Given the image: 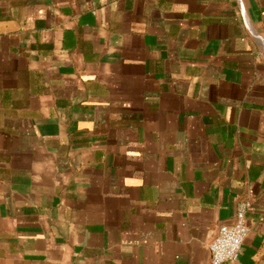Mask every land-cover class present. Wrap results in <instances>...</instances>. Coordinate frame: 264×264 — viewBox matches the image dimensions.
Here are the masks:
<instances>
[{
    "label": "crops",
    "instance_id": "1",
    "mask_svg": "<svg viewBox=\"0 0 264 264\" xmlns=\"http://www.w3.org/2000/svg\"><path fill=\"white\" fill-rule=\"evenodd\" d=\"M240 2V3H239ZM264 0H0V264H264Z\"/></svg>",
    "mask_w": 264,
    "mask_h": 264
},
{
    "label": "built area",
    "instance_id": "2",
    "mask_svg": "<svg viewBox=\"0 0 264 264\" xmlns=\"http://www.w3.org/2000/svg\"><path fill=\"white\" fill-rule=\"evenodd\" d=\"M260 56L264 58L263 54ZM252 197V191L247 190L245 197L240 198L236 204L234 222L230 225L219 226L209 246L211 264H224L238 259L248 233L246 215L251 209Z\"/></svg>",
    "mask_w": 264,
    "mask_h": 264
}]
</instances>
